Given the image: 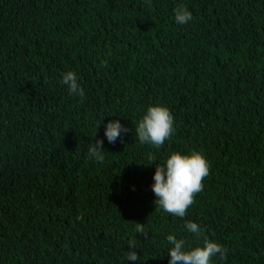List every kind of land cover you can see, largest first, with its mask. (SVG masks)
Wrapping results in <instances>:
<instances>
[{
    "label": "trees",
    "instance_id": "1",
    "mask_svg": "<svg viewBox=\"0 0 264 264\" xmlns=\"http://www.w3.org/2000/svg\"><path fill=\"white\" fill-rule=\"evenodd\" d=\"M156 103L175 118L159 149L135 134ZM117 119L128 131L109 143ZM191 150L210 175L171 216L155 169ZM187 221L228 249L213 264H264V0H0V264H169L167 235L201 243Z\"/></svg>",
    "mask_w": 264,
    "mask_h": 264
},
{
    "label": "clouds",
    "instance_id": "2",
    "mask_svg": "<svg viewBox=\"0 0 264 264\" xmlns=\"http://www.w3.org/2000/svg\"><path fill=\"white\" fill-rule=\"evenodd\" d=\"M151 7V0H147ZM174 18L177 24H188L193 14L184 3L174 8ZM107 64V61H104ZM60 83L67 86L69 95L83 99L85 93L78 82L74 71L61 73ZM174 115L163 103L149 105L135 127V134L141 144H147L159 149L175 132ZM125 125L117 120H110L105 128V136L109 143H115L121 133L127 132ZM88 158L103 163L105 159L103 140L96 138L89 145ZM157 161L155 155L150 156V163ZM211 163L202 150H191L188 153L173 151L164 164L158 163L154 173L152 191L156 196V208L162 209L171 216L184 218L188 209L195 203L196 195L203 191V181L210 175ZM155 208V209H156ZM187 232L193 234L201 243L190 244L185 238H177L174 234L167 235L170 247L169 264H213V258L224 260L228 249L220 242L203 235L204 229L196 222L187 221L184 225ZM135 232L147 236L144 224L137 223ZM129 251L126 259L133 262L140 260L136 243L129 240Z\"/></svg>",
    "mask_w": 264,
    "mask_h": 264
}]
</instances>
